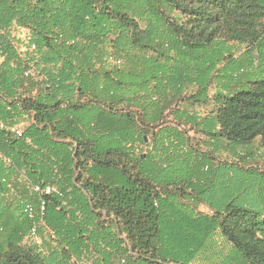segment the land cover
Here are the masks:
<instances>
[{"label": "trees", "instance_id": "1", "mask_svg": "<svg viewBox=\"0 0 264 264\" xmlns=\"http://www.w3.org/2000/svg\"><path fill=\"white\" fill-rule=\"evenodd\" d=\"M263 147L264 0H0V264H264Z\"/></svg>", "mask_w": 264, "mask_h": 264}, {"label": "built area", "instance_id": "2", "mask_svg": "<svg viewBox=\"0 0 264 264\" xmlns=\"http://www.w3.org/2000/svg\"><path fill=\"white\" fill-rule=\"evenodd\" d=\"M32 50L35 49L33 46ZM34 74V70L29 68L24 72V77L28 78ZM14 133L18 138L24 136V129L21 125L13 128ZM32 191L39 196L38 203L25 202L22 208L23 214L32 221V226L25 235L23 245L36 248L43 256H48L51 253L58 251V235L45 222L46 214V197L60 193L55 185L48 184L46 186L33 185ZM101 247H103V243ZM96 255H82L77 257L72 255L69 257L67 264H94L97 259ZM118 264H128L126 257L122 256L117 259Z\"/></svg>", "mask_w": 264, "mask_h": 264}, {"label": "rangeland", "instance_id": "3", "mask_svg": "<svg viewBox=\"0 0 264 264\" xmlns=\"http://www.w3.org/2000/svg\"><path fill=\"white\" fill-rule=\"evenodd\" d=\"M245 47L242 46L240 47V49H237L235 52V58H237L242 65V74H244L247 70H248V65H247V60H246V56H245ZM213 91H211V95ZM259 152V153H258ZM258 152L256 154H254V156L250 157V159H247V163L244 162V165H248L251 166L253 168H259L261 170H264V151L258 150ZM246 154V152H244V155ZM244 159H246L244 157ZM237 160V159H236ZM235 159L233 161H236ZM247 166V167H248Z\"/></svg>", "mask_w": 264, "mask_h": 264}, {"label": "crops", "instance_id": "4", "mask_svg": "<svg viewBox=\"0 0 264 264\" xmlns=\"http://www.w3.org/2000/svg\"><path fill=\"white\" fill-rule=\"evenodd\" d=\"M196 110H199V111H201V112H203V113H210V112H212L213 111V105H208V106H203V107H196ZM210 142H212V141H210ZM257 143V142H256ZM262 151H264V147L262 148ZM223 154V153H222ZM226 154H225V152H224V156H225ZM200 209L201 210H204V211H208L209 209H208V207L207 206H201L200 207Z\"/></svg>", "mask_w": 264, "mask_h": 264}]
</instances>
